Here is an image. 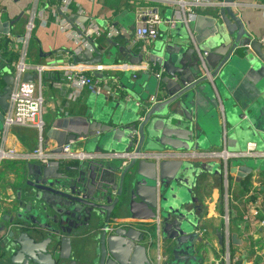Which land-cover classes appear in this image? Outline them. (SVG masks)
I'll list each match as a JSON object with an SVG mask.
<instances>
[{
  "label": "water",
  "instance_id": "1",
  "mask_svg": "<svg viewBox=\"0 0 264 264\" xmlns=\"http://www.w3.org/2000/svg\"><path fill=\"white\" fill-rule=\"evenodd\" d=\"M235 1L217 4L219 20L213 19L214 31L196 42L192 38L179 43L166 41L149 51L138 45L134 51L116 37L108 38L130 61L147 60L164 68L158 80L161 93L153 101L142 103L110 82L107 92L88 102L77 128L48 129L46 147L54 139L57 147L53 152H61L65 143L73 149L80 141L89 151L106 144L137 153L207 149L221 145L211 138L213 127L221 139L226 131L236 137L252 134L264 143V89L256 97L241 99L226 81L236 49L242 48L244 54L251 49L264 61L263 45L250 36L234 9ZM75 17L70 16L72 20ZM14 22L0 19V31L10 30ZM107 52L111 50L100 48L94 41L93 49L84 48L75 55V61L91 65ZM95 74L108 77L100 71ZM23 78L33 80L34 74L25 72ZM3 79L0 129L15 75L9 70ZM116 81L121 84L119 77ZM96 141L101 145L94 149ZM249 141L260 148L255 140H248L243 148ZM27 166L28 178L13 206L16 212L9 210L0 220V242L13 264H202L206 251H200L195 211L198 198L193 195L198 178L206 172L246 176L253 171V165L231 158L197 161L133 156L124 164L121 156L107 155L88 157L77 164L52 159L47 164L29 161ZM159 236L169 259L158 255ZM76 239L83 246L93 243V251L81 259L75 257L72 247Z\"/></svg>",
  "mask_w": 264,
  "mask_h": 264
},
{
  "label": "crops",
  "instance_id": "2",
  "mask_svg": "<svg viewBox=\"0 0 264 264\" xmlns=\"http://www.w3.org/2000/svg\"><path fill=\"white\" fill-rule=\"evenodd\" d=\"M221 1L198 0L194 6L197 16L191 22L178 20L174 26H170L168 22L163 21L159 24L157 37L144 39L138 37L136 32L139 26L137 12L140 9L152 8L164 19H171L182 13L180 4L171 0H75L71 13L77 16L74 19L82 21L94 19L101 24L104 31L96 42L100 48L111 50V53H104L100 62L91 65L75 61L76 43L60 29L52 13L47 25L37 23L30 40V45L34 43L31 49L29 45L27 61L31 64L55 63V66L45 70L42 75L45 95L43 113L45 140L46 132L51 127L77 128L83 121L81 116H84L88 102L98 94L95 90L85 88L78 98L70 97L72 86L67 78L70 65H73L71 68L90 66L93 73L103 72L108 76L105 79L100 78L104 89L108 83L114 82L112 85L122 86L124 90L132 94V97L142 103L153 101L159 95L158 93H161L158 83L160 76L157 73L164 75V68L147 60L141 63L130 61L121 54L117 46L109 43L108 38L116 37L121 45L131 47L134 51H138V45L149 51L166 41L179 43L192 38L196 42L198 37L200 39L211 36L214 31L213 19L216 17L219 20L217 4ZM31 3L32 0H0V5L4 9L3 20H15L11 25L14 32L23 31L30 14ZM78 4L84 9L82 14L77 13ZM234 9L245 23L250 36L259 39L264 32V0H236ZM111 26H117L124 32L111 36L109 33ZM16 44L19 46L18 43ZM234 55L237 57L231 59L232 62L228 64L227 69L228 88L241 99L256 97L264 89V61L251 49L248 54H244L242 48L236 49ZM16 56L15 46L4 52L5 63H0L4 68L2 78L7 73L5 71L7 68L8 72L12 70V62ZM99 64H102V68H96ZM141 65L148 66L143 68ZM29 72L34 74V78L37 77L35 70ZM114 77L116 78L113 79ZM117 77L121 84L117 83ZM104 92H107V89ZM261 111L264 113V104L261 105ZM211 121L207 119L208 123ZM221 122L223 123L222 118ZM211 133L212 140L221 145H213L207 149L224 148L235 151L243 149L248 140H255L258 142L259 149L264 150V143L252 134L236 137L225 131L221 139L216 127L212 128ZM38 137L39 129L35 126L14 125L8 140L9 144L18 149L29 150L36 147ZM96 145H101L100 141L94 143V149ZM84 146V141H80L73 149L89 151ZM55 147H57V141L50 139L48 149L52 150ZM108 147L106 144L101 146L100 150H90L110 152L121 149ZM11 161L0 167V220L9 210L15 214L16 206L15 208L13 206L17 205L18 192L29 174L28 162L19 159ZM65 161L69 164H77L82 159L67 157ZM240 161L253 165V171L246 176L238 175L236 172L223 175L206 172L198 178V185L193 195L198 198L195 211L201 233L200 251H206L202 264H218L219 260L222 262L228 248L233 254L247 260L248 264H264V155L246 157ZM224 194L226 202L223 212L220 199ZM16 231L19 230L16 229ZM206 242L210 244L207 245ZM158 244V255L169 259L160 236ZM89 251H93V243L83 246L80 240L73 241L72 252L78 259ZM0 264H13L9 259V252L1 242Z\"/></svg>",
  "mask_w": 264,
  "mask_h": 264
},
{
  "label": "built area",
  "instance_id": "3",
  "mask_svg": "<svg viewBox=\"0 0 264 264\" xmlns=\"http://www.w3.org/2000/svg\"><path fill=\"white\" fill-rule=\"evenodd\" d=\"M169 1V0H168ZM180 4V15H176L171 19H164L158 12L152 8L140 9L137 12V36L140 38H155L159 34V24L161 22H168L170 26H174L176 21L183 20L186 23L191 22L196 18L197 13L194 10L198 0H171ZM75 0H32L30 14L24 25L23 31L16 33L10 26L8 31H0V63H5L4 52L12 49L14 46L17 49V56L12 62V72L15 75V83L11 96L9 98V107L4 112L3 126L0 129V167L2 161L6 158L20 159L25 162L37 160L43 164L49 163L52 159H66L67 157H75L85 159L88 157L97 156H121L124 164L127 163L133 156L138 158L144 157L147 159L160 158H175L184 157L193 160L201 159H221L227 160L233 157H252L264 155V150L257 147V143L249 141L246 148L240 150L229 149H201L196 148L192 150H175L165 149L162 151H74L71 149L70 143L63 145L61 152H53L46 147L44 130L43 113L45 109V95L43 91V72L48 68L55 66V63H41L31 64L27 61L28 49L30 40L33 35V30L37 23L47 25L49 16L52 13L54 19L58 23L60 29L76 43L74 48V56L79 54L84 48L93 49V42L97 41L102 35L104 27L94 19L82 21L79 19H71L72 5ZM79 5V4H78ZM84 9L79 5L77 13L82 14ZM4 9L0 5V19L3 20ZM5 21V20H3ZM124 31L117 26H111L109 33L111 36L118 35ZM259 41L264 46V32L259 37ZM18 43L19 46L16 44ZM1 63V64H2ZM0 64V91L3 90L4 83L2 82V74L4 73L3 65ZM84 64V63H83ZM11 65V61H10ZM89 65V64H86ZM71 67L73 65H70ZM147 68L148 65H141ZM69 69L67 78L72 86L70 97L76 99L80 96L85 88L95 90L97 93L104 92L106 89L102 87L100 81L93 69L88 67H73ZM96 68H102L99 64ZM35 70L33 80H24L25 72ZM158 76L162 74L157 73ZM25 125L35 126L39 129L38 143L36 147L29 150L18 149L14 145L9 144V134L12 126ZM228 181V178L226 177ZM159 218V216H158ZM218 264H248L247 260L233 254L228 248L224 255V260L218 261Z\"/></svg>",
  "mask_w": 264,
  "mask_h": 264
},
{
  "label": "rangeland",
  "instance_id": "4",
  "mask_svg": "<svg viewBox=\"0 0 264 264\" xmlns=\"http://www.w3.org/2000/svg\"><path fill=\"white\" fill-rule=\"evenodd\" d=\"M33 43H34V42L31 43V45H30V49H31V47L33 46ZM5 71L8 72V68H7ZM95 93H97V92H95ZM240 159H246V157H233V158H232V161H233V162H235V161H240ZM11 160H15V159H13V158H6V159H4V160L2 161L1 167H3L6 163H10V162H12ZM19 160H20V159H19ZM217 160H220V159L217 158ZM22 161H24V160H22ZM231 182H232V178H231ZM225 202H226V195L224 194V195L221 197V199H220V204H221V206H222V208H223V212H224V210H225V205H224ZM221 259H222V258H221Z\"/></svg>",
  "mask_w": 264,
  "mask_h": 264
},
{
  "label": "trees",
  "instance_id": "5",
  "mask_svg": "<svg viewBox=\"0 0 264 264\" xmlns=\"http://www.w3.org/2000/svg\"><path fill=\"white\" fill-rule=\"evenodd\" d=\"M14 56H15V54H14ZM2 82L4 83V79L2 78Z\"/></svg>",
  "mask_w": 264,
  "mask_h": 264
}]
</instances>
